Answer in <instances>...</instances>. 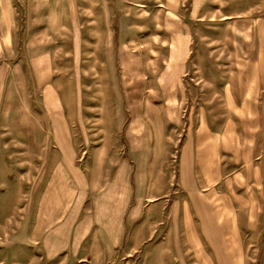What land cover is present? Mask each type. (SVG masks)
<instances>
[{
    "label": "rangeland",
    "instance_id": "374dc122",
    "mask_svg": "<svg viewBox=\"0 0 264 264\" xmlns=\"http://www.w3.org/2000/svg\"><path fill=\"white\" fill-rule=\"evenodd\" d=\"M263 30L264 0H0V264H199L162 253L157 212L186 207L182 145L229 115ZM66 168L94 223L78 253L49 258L30 229ZM113 191L119 241L100 231Z\"/></svg>",
    "mask_w": 264,
    "mask_h": 264
},
{
    "label": "crops",
    "instance_id": "0c3cea01",
    "mask_svg": "<svg viewBox=\"0 0 264 264\" xmlns=\"http://www.w3.org/2000/svg\"><path fill=\"white\" fill-rule=\"evenodd\" d=\"M252 55L247 67L241 68L249 72L247 79L237 85L236 93L231 92L230 85L225 90L229 115L220 126L202 122L199 132L182 145L179 158L187 169V177L182 176L187 205L181 211L176 206L158 209L157 214H166L171 222L165 227L160 217L157 219V226L160 222L163 226L162 253L177 257L181 248L188 247L189 255L192 253L199 264H264V46L257 47ZM242 159L245 169L239 163ZM191 164L200 168L198 179L189 173ZM60 169L59 175H49L30 229L33 243L42 245L43 254L49 258L78 253L94 223L93 217L79 222L84 202L73 195L79 184L70 179L68 168L65 175ZM76 170L70 173L76 174ZM124 196L126 206L131 194ZM116 197L113 191L102 198L105 216L100 231L102 237L108 234L119 241L125 231V213L122 217L115 213ZM180 214L186 220L182 230ZM148 220L146 216L145 228ZM150 234L144 235L143 242L150 241Z\"/></svg>",
    "mask_w": 264,
    "mask_h": 264
}]
</instances>
